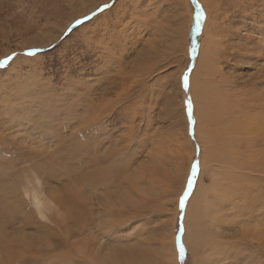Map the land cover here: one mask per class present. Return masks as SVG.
I'll use <instances>...</instances> for the list:
<instances>
[{
  "label": "rangeland",
  "instance_id": "1",
  "mask_svg": "<svg viewBox=\"0 0 264 264\" xmlns=\"http://www.w3.org/2000/svg\"><path fill=\"white\" fill-rule=\"evenodd\" d=\"M263 1L0 0V264H264V207L244 199L263 148L227 134L239 97L262 104Z\"/></svg>",
  "mask_w": 264,
  "mask_h": 264
},
{
  "label": "bare ground",
  "instance_id": "2",
  "mask_svg": "<svg viewBox=\"0 0 264 264\" xmlns=\"http://www.w3.org/2000/svg\"><path fill=\"white\" fill-rule=\"evenodd\" d=\"M234 1V3H240L242 7V9L245 10V12L247 10L250 9L249 7V4H246V2L248 0H232ZM253 2H256L258 3L260 0H252ZM262 2V1H261ZM264 2V1H263ZM207 7V6H206ZM264 8V7H262ZM211 9V8H210ZM240 9V10H242ZM212 11V10H211ZM244 12V11H242ZM209 13V12H208ZM241 13V12H240ZM209 15V14H208ZM221 16V15H220ZM209 17V16H208ZM245 17V16H244ZM209 20V19H208ZM238 26V25H237ZM253 27V26H252ZM251 27V28H252ZM256 27V26H255ZM213 28V26H212ZM217 28V27H216ZM230 28V27H229ZM232 28V27H231ZM263 30H264V27H263ZM224 31H225V28H224ZM211 32V31H210ZM214 32V31H213ZM217 32V31H216ZM226 32V31H225ZM263 32V31H262ZM227 33L230 34V36L234 35L235 36H238V33L237 32H233L232 29H227ZM240 34V33H239ZM263 35V34H262ZM240 36V35H239ZM244 37V36H243ZM246 38V37H245ZM245 38H242L241 36V40L243 41V39ZM239 39V38H238ZM240 40V39H239ZM253 40V39H251ZM250 40V41H251ZM258 40V39H257ZM264 41V40H263ZM220 42V41H219ZM248 43V42H247ZM246 43V45H247ZM251 43V42H250ZM256 43V42H255ZM258 44V43H257ZM261 44V43H260ZM253 44L251 43L250 46L248 47H251V48H247L245 47H240V50L241 52L243 51H246L247 53H249V51L251 52L252 51V48L253 49H258L257 46H255V44L252 46ZM260 47V45H259ZM215 50V48H214ZM239 50V51H240ZM238 51V50H237ZM210 52V51H209ZM240 53V52H239ZM251 54V53H249ZM234 55V54H233ZM247 55V54H246ZM234 57V56H233ZM236 58V57H235ZM264 68V65L263 67L261 68V70ZM260 70V71H261ZM259 71V72H260ZM262 73H264V71H261ZM263 76V75H262ZM261 76V77H262ZM261 77H257L255 80L252 78L251 81L247 84L248 86H251L248 91L246 93H254L252 92V88L254 86V84H258V86H260L262 84V78ZM255 82V83H254ZM194 83V82H193ZM192 83V84H193ZM256 84V85H257ZM257 87V86H256ZM255 87V88H256ZM259 89V92H260V88L258 87ZM241 92V91H240ZM242 93V92H241ZM261 97H262V104L259 106L258 105V101H259V96L257 94H254V96L252 97L253 99H249L247 98L246 100H242V98H238L237 99V103H236V106H235V109L231 112L230 111V123H231V126L228 128L227 130V134H228V131L229 134L231 136L232 139H236V142H240V144L242 143H246V145H248L247 149L250 151V152H253V149L252 148H255L254 150L258 149L259 147H262L263 149H259L257 150L255 153L259 154L260 156V161H261V164L262 166H264V113H262V118H257L256 116L252 115V112H256V111H259L261 110L262 108H264V93H261L260 94ZM260 97V98H261ZM246 98V97H245ZM94 107V106H93ZM102 108V107H101ZM93 110V109H92ZM261 111H264V110H261ZM205 113V112H204ZM98 115V114H97ZM93 117V116H92ZM91 118V117H90ZM76 119V118H75ZM93 119V118H92ZM98 120V119H97ZM102 120V119H101ZM84 121V120H83ZM88 121V120H87ZM94 121V120H93ZM92 121V122H93ZM91 123V122H90ZM203 123V122H202ZM228 123V122H227ZM89 123H87L88 125ZM230 125V124H229ZM84 127V126H83ZM91 127V125L89 124V126H87L84 131H88ZM40 130V129H39ZM38 130V131H39ZM42 131V130H41ZM56 131V130H55ZM76 131V130H75ZM43 133V132H42ZM205 130L202 129L201 127H199L197 129V134L198 136L201 138L205 136ZM52 135V133L50 134ZM56 135H59L56 133ZM88 135V134H87ZM53 136V135H52ZM55 136V135H54ZM43 137V136H42ZM72 138H73V141L77 142L78 144L82 145L78 139L75 138V133L73 132L72 133ZM230 138V137H229ZM81 139V138H80ZM82 140V139H81ZM66 144H70V141H66ZM237 144V143H235ZM241 144V145H242ZM84 145V144H83ZM77 145H75L76 147ZM241 147V146H240ZM243 147V146H242ZM91 148H92V145H91ZM95 148V147H94ZM89 150V148L87 149ZM234 151V150H233ZM244 157V156H243ZM258 157V156H257ZM250 159V158H249ZM247 159V161L249 160ZM257 158L253 159V160H256ZM259 159V157H258ZM257 159V160H258ZM92 160V159H91ZM90 160V161H91ZM240 160V159H238ZM243 160V159H242ZM256 160V161H257ZM100 164V163H99ZM228 164V163H227ZM243 164V163H241ZM245 164V163H244ZM234 166L237 167L236 170H240V168L242 169L243 167L240 166V163L239 162H234ZM229 169H230V166L228 165ZM245 167V166H244ZM251 169L253 170L252 168L249 167V165H246V169L248 170ZM3 173L5 174V177L0 181V204H4L5 201H6V197L8 196V192H9V186H10V181H9V176H10V171H7L6 169L3 168ZM231 176V179H232V184L230 185H238V183L241 181V178L242 177H239L240 178V181L238 178H236V175H231L230 173L228 174ZM238 176V174H237ZM262 181H264V174L262 176ZM229 178V177H228ZM234 180V181H233ZM231 181V180H230ZM250 181L249 179H245V184L247 185V182ZM264 187V185H258V186H248V188L250 189V192L247 193L246 197L244 198L245 199V205L248 206V207H254L256 205H258V203L260 202L261 206L264 207V190L262 189ZM41 192V191H40ZM39 193H35L32 195V203L35 207V210H36V213H37V216L42 219V220H47L49 218V214L51 212L50 210V206H49V203L46 201V199L43 198L44 194H40ZM258 192L257 194H251V193H256ZM42 193V192H41ZM220 194V193H219ZM223 194V193H221ZM203 195V194H202ZM204 196V195H203ZM222 199V198H221ZM226 199V198H225ZM243 199V200H244ZM224 200V199H223ZM2 208H0V215H4L3 212L5 213V207H3V205H1ZM261 207V208H262ZM199 209V208H198ZM3 210V212H2ZM249 236V235H248ZM175 245V244H174ZM176 247V246H175ZM207 249V248H206ZM201 250V249H200ZM208 250V249H207ZM202 252V251H201ZM207 252V251H206ZM205 252V253H206ZM221 259L223 260L222 258H224V252L223 250H218V252ZM216 253V254H217ZM204 254V253H203ZM215 254V251L214 250H211L210 251V256ZM176 255V254H175ZM174 255V257H176ZM207 255V254H206ZM208 256V255H207ZM199 259V258H198ZM142 264H144V262H142ZM213 264H215V260L213 262ZM220 264V263H219Z\"/></svg>",
  "mask_w": 264,
  "mask_h": 264
},
{
  "label": "snow or ice",
  "instance_id": "3",
  "mask_svg": "<svg viewBox=\"0 0 264 264\" xmlns=\"http://www.w3.org/2000/svg\"><path fill=\"white\" fill-rule=\"evenodd\" d=\"M201 15H202V13H198L197 14V27L198 28H199V20H200V16ZM9 59H11V57H9ZM188 82H189V77H188V74L185 73L184 76H183V84H184L185 87L188 86ZM188 109H189V117L191 119V112H192L191 101H189V103H188ZM198 171H199V161L198 160H194V162L192 163V166H191V174H190L189 179H188L187 187H186V189L184 191L183 196L180 198V207L181 208H184L185 201L188 198L189 193H190V191L193 188V181L197 177ZM179 230H180V228L178 226V231ZM177 243L179 244L180 257L183 258L185 256L186 249H185V247H184V245L182 243V240H180V238H178Z\"/></svg>",
  "mask_w": 264,
  "mask_h": 264
},
{
  "label": "trees",
  "instance_id": "4",
  "mask_svg": "<svg viewBox=\"0 0 264 264\" xmlns=\"http://www.w3.org/2000/svg\"><path fill=\"white\" fill-rule=\"evenodd\" d=\"M6 65H7V61H2L0 63V67H1L0 69H4Z\"/></svg>",
  "mask_w": 264,
  "mask_h": 264
}]
</instances>
